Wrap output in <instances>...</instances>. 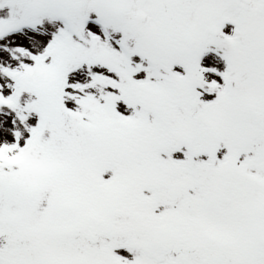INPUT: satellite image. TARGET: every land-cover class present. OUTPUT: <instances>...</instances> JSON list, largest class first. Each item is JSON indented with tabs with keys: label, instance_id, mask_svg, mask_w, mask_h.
Instances as JSON below:
<instances>
[{
	"label": "snow or ice",
	"instance_id": "1",
	"mask_svg": "<svg viewBox=\"0 0 264 264\" xmlns=\"http://www.w3.org/2000/svg\"><path fill=\"white\" fill-rule=\"evenodd\" d=\"M0 264H264V0H0Z\"/></svg>",
	"mask_w": 264,
	"mask_h": 264
}]
</instances>
